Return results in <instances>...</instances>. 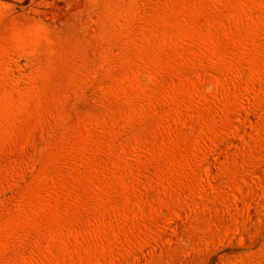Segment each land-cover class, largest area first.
I'll use <instances>...</instances> for the list:
<instances>
[{
    "label": "rangeland",
    "instance_id": "obj_1",
    "mask_svg": "<svg viewBox=\"0 0 264 264\" xmlns=\"http://www.w3.org/2000/svg\"><path fill=\"white\" fill-rule=\"evenodd\" d=\"M0 264H264V0H0Z\"/></svg>",
    "mask_w": 264,
    "mask_h": 264
}]
</instances>
